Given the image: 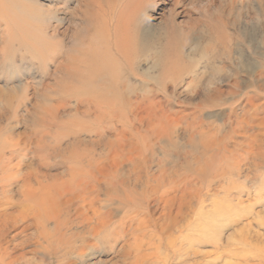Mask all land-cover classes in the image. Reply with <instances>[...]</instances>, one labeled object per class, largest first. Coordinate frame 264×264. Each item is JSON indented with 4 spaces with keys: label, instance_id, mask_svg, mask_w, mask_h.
Instances as JSON below:
<instances>
[{
    "label": "rangeland",
    "instance_id": "obj_1",
    "mask_svg": "<svg viewBox=\"0 0 264 264\" xmlns=\"http://www.w3.org/2000/svg\"><path fill=\"white\" fill-rule=\"evenodd\" d=\"M9 1L0 264H133L151 238L189 252L172 264H264V0ZM84 77L144 99L96 118Z\"/></svg>",
    "mask_w": 264,
    "mask_h": 264
},
{
    "label": "bare ground",
    "instance_id": "obj_2",
    "mask_svg": "<svg viewBox=\"0 0 264 264\" xmlns=\"http://www.w3.org/2000/svg\"><path fill=\"white\" fill-rule=\"evenodd\" d=\"M12 4L13 3H11V1H9V0H0V13L2 14V15H4V16H6L7 18H9L10 19V9H11V7H12ZM3 16V17H4ZM8 19V20H9ZM14 20V19H13ZM13 22V21H12ZM22 25H25V24H23L22 22L20 23V21H18L17 23H16V26L15 27H17V29L18 28H20ZM14 27V28H15ZM109 29V28H108ZM118 29H119V27H117V32H118ZM8 30V29H7ZM14 31V30H13ZM18 31V30H17ZM20 31V30H19ZM25 31V30H24ZM111 31V30H110ZM116 31V30H115ZM10 32V31H9ZM8 33V31H6V34ZM111 33V32H110ZM22 34V33H21ZM8 35V34H7ZM10 35V34H9ZM12 35V34H11ZM10 35V36H11ZM23 35V34H22ZM111 35V34H110ZM24 36V35H23ZM32 36V35H31ZM55 36V35H54ZM116 36H117V43H118V45L120 46V48H123V49H125V48H127L128 46H129V36L128 35H126V34H124L123 36H120L119 34H116ZM26 38V37H25ZM111 38V37H110ZM56 39V38H55ZM112 40V39H111ZM110 40V41H111ZM55 41V40H54ZM106 42V41H105ZM32 43V42H31ZM42 43V42H41ZM34 44V43H33ZM35 44H37V43H35ZM44 44V43H43ZM32 45V44H31ZM34 46V45H33ZM38 46H39V42H38ZM43 46V45H42ZM51 46V45H50ZM49 46V44H48V47H50ZM37 47V46H36ZM57 47H58V45H57ZM39 48V47H38ZM42 48V47H41ZM43 48H44V46H43ZM37 49V48H36ZM58 49V48H57ZM39 51V50H38ZM40 51H41V49H40ZM46 51V50H45ZM55 51H57V50H55ZM44 52V51H43ZM112 52V51H111ZM116 54V53H115ZM120 56V55H119ZM115 57V56H114ZM116 58V57H115ZM119 59L121 58V57H118ZM127 60V59H126ZM125 60V61H126ZM117 61V60H116ZM133 61V60H132ZM113 62H114V60H113ZM128 62V61H127ZM107 63V62H106ZM104 64V63H103ZM115 64H117V63H115ZM108 65V64H107ZM111 65H112V63H111ZM114 65V64H113ZM127 65V64H126ZM129 65H131V64H129ZM79 66V65H78ZM99 66H101L100 64H99ZM103 66V65H102ZM115 67V66H114ZM117 67V66H116ZM124 67V66H123ZM107 68H109V67H107ZM106 68V69H107ZM129 68V67H128ZM76 69H77V67H76ZM105 69V68H104ZM125 69V68H124ZM130 69V68H129ZM133 69V68H132ZM126 70V69H125ZM74 71L77 73V74H79L78 73V71H76L75 69H74ZM93 72V71H92ZM91 72V73H92ZM97 72V71H96ZM99 72H101V70L99 71ZM106 73H107V71H106ZM113 73V72H112ZM117 73V72H116ZM119 73H122V72H119ZM96 74V73H95ZM80 75V74H79ZM97 75V74H96ZM105 75V74H104ZM114 75V74H113ZM98 76V75H97ZM106 77H107V75H105ZM104 76V77H105ZM109 76V75H108ZM87 77V76H86ZM90 77H92V76H90ZM112 77V76H111ZM119 77V76H118ZM85 78V77H84ZM103 78V77H102ZM118 79V78H117ZM107 80V79H106ZM114 80V79H113ZM113 80H110V82H108V83H106L105 81L104 82H102V80H100V81H97V79H92V78H85L84 79V81H82V82H84V84H82V85H84V88H86L85 89V91H83V93L82 94H80L79 96H84V97H86L88 100H89V98L90 99H92L93 100V102H94V104H95V109H96V111L98 112V116H96V118L97 117H99V115L101 116V114H103L102 113V111H105V108H113V101L117 98V100H116V102L119 100V99H121V100H123V103L124 104H126V105H129V104H136L137 106L139 105V104H141V102L143 101V99H144V97H138L133 91H130L128 88H127V86L125 85V83H121V85H118V84H116V82H115V80H114V82L115 83H113ZM122 80V79H121ZM81 82V81H80ZM118 83H119V80H118ZM80 85V84H79ZM119 87H121V89L120 90H118V88ZM83 88V87H82ZM147 95V94H146ZM81 98V97H80ZM147 98V97H146ZM145 101V100H144ZM115 103V102H114ZM120 106V105H119ZM130 106V105H129ZM140 106V105H139ZM121 107V106H120ZM128 107V106H127ZM129 109V108H128ZM131 109V108H130ZM134 110V109H133ZM109 111V110H108ZM120 111V110H119ZM107 112V111H106ZM127 113H128V111H127ZM112 114V113H111ZM110 114V115H111ZM120 114H121V112H120ZM125 114V113H124ZM106 115V114H105ZM114 115V114H113ZM77 156V155H76ZM21 161V160H20ZM20 163V162H19ZM29 176L30 177H32L33 179H37V175H36V172H35V170L33 169V168H29ZM78 172V171H77ZM26 176V175H25ZM164 176V175H163ZM73 177V176H72ZM166 177V176H165ZM10 178V177H9ZM26 178V177H25ZM165 179V178H164ZM32 180V179H31ZM157 180V179H156ZM25 181V180H24ZM23 181V182H24ZM37 181H39V180H37ZM167 181V180H166ZM31 182V181H30ZM29 182V183H30ZM73 182V181H72ZM162 182H163V180H162ZM164 183V182H163ZM24 184V183H23ZM26 184V183H25ZM24 184V185H25ZM158 184V183H157ZM165 184V183H164ZM23 185V186H24ZM174 185V184H173ZM22 186V187H23ZM28 186V185H27ZM40 187V186H39ZM24 188V187H23ZM155 189H156V187H155ZM173 189H175V188H173ZM32 191V190H31ZM155 191V190H154ZM151 192V191H150ZM153 192V191H152ZM168 192H169V190H168ZM154 194V193H153ZM192 194H193V192H192ZM198 194V193H197ZM202 194V193H201ZM152 195V194H151ZM167 195V194H166ZM165 195V196H166ZM203 195V194H202ZM9 196V195H8ZM32 196V194L29 196V197H31ZM40 196V195H39ZM164 196V195H163ZM188 196V198H189V202H190V199H192V196H193V198H195V195H185V196H183L184 197V199H185V197H187ZM27 197H28V195H27ZM41 197V196H40ZM175 197V196H174ZM173 197V198H174ZM151 198V197H150ZM155 197H153V199H154ZM165 198V197H164ZM173 198H171L172 200H173ZM178 198V197H177ZM23 199H24V197H23ZM179 199H180V204H178V208H177V206H176V208L179 210L178 212H180V211H183L182 209H183V203H187L186 201H184V200H182L181 199V197H179ZM179 199L177 200V201H179ZM187 199V198H186ZM196 199V198H195ZM2 200V199H1ZM7 200H9V199H7ZM26 200V199H25ZM43 200V199H42ZM136 200H137V198H136ZM157 200H158V198H157ZM169 200V199H168ZM171 200V201H172ZM203 200V199H202ZM130 201V200H129ZM165 201V200H164ZM163 201V202H164ZM175 201H176V199H175ZM197 201V200H196ZM162 202V203H163ZM165 202H167V201H165ZM189 202L187 203V204H189ZM170 203V202H169ZM171 203H173V202H171ZM166 204V203H165ZM163 205V204H162ZM167 205H169V204H167ZM177 205V204H176ZM26 206V205H25ZM172 206H173V204H172ZM171 206V207H172ZM175 206V205H174ZM186 206V205H185ZM191 206V205H190ZM20 207V206H19ZM26 207H28V206H26ZM161 207V206H160ZM163 207V206H162ZM167 207V206H166ZM166 207H164V208H166ZM201 207V206H200ZM28 208H31V206L29 205V207ZM191 208V207H190ZM222 208V207H221ZM32 209V208H31ZM161 209V208H160ZM176 209V210H177ZM163 210V209H162ZM185 210V209H184ZM190 210V209H189ZM136 211V210H135ZM169 211V210H168ZM172 211V210H171ZM27 212V211H26ZM34 212V211H33ZM92 212V211H91ZM163 212V211H162ZM93 213V212H92ZM167 212L165 211V214H166ZM174 213H175V211H174ZM186 213V212H185ZM24 214V213H23ZM31 214L32 215H34L32 212H31ZM96 214V213H95ZM94 214V215H95ZM162 214V213H161ZM167 214H169V212L167 213ZM31 215V216H32ZM170 215H171V213H170ZM176 214H174V215H172V216H175ZM186 215H187V213H186ZM29 216V215H28ZM30 216V217H31ZM163 216V215H162ZM165 216H167V215H165ZM92 217L93 216H91V221H92ZM96 217V216H95ZM17 218V217H16ZM22 218V217H21ZM24 218H25V215H24ZM18 219V218H17ZM95 219V218H94ZM93 219V220H94ZM170 219H172V218H170ZM213 219V218H212ZM96 220V219H95ZM94 220V221H95ZM184 220H185V218H184ZM189 220V219H188ZM194 220V219H193ZM14 221V220H13ZM191 221V220H190ZM194 222H196V221H194ZM92 223V222H91ZM95 223H96V221H95ZM94 222H93V224H95ZM102 223V222H101ZM93 224H92V226H93ZM163 225H165V224H163ZM209 225H211V224H207L206 226H204L203 225V227L205 228V229H209L210 227H209ZM90 227V228H93V233H95L96 232V230H97V228L96 227ZM180 226H182L183 227V225H180ZM14 227V226H13ZM163 227V226H162ZM7 228V227H6ZM146 228V227H145ZM176 228V227H175ZM180 228V227H179ZM26 229V228H25ZM182 228H180V230H181ZM183 229H185V228H183ZM182 229V230H183ZM199 230V229H198ZM187 231V230H186ZM190 231H193L192 229L190 230ZM178 232V231H177ZM91 233V232H90ZM96 234V233H95ZM177 234V233H176ZM61 235V234H60ZM156 236V235H155ZM155 238V237H154ZM157 238V237H156ZM190 239V238H189ZM193 238H191V240H192ZM158 240V242H156V243H154V241L152 240V238L151 239H149V241H146V242H144L142 239L141 240H139L137 243L139 244V246H138V248H137V250H136V255L134 256L135 258L133 259L134 260V262H133V264H147L148 263V260L147 259H150V258H153L154 260H155V262H156V264L158 263V264H172V261H176V260H180V259H182V258H184L183 256H184V254L185 255H187V256H189L188 254H189V252H187V251H185V253H182L181 252V250L180 249H177V247H175V248H173L174 247V243H172V241L171 240H167L166 242H164V241H162L163 239H161V238H158L157 239ZM165 240V239H164ZM178 240V239H177ZM191 240H189V241H191ZM186 244V243H185ZM188 245V244H187ZM185 247V246H184ZM162 249L163 250H165L164 252L162 251ZM184 250H185V248H183ZM183 249H182V251H183ZM146 251H148V253H146ZM162 251V252H161ZM168 252L171 254V255H168ZM184 252V251H183ZM4 253V252H3ZM8 253V252H7ZM187 253V254H186ZM194 255V254H193ZM257 257V256H256ZM152 261V260H151ZM190 261H194L193 259L192 260H190ZM8 262V261H7ZM188 262V261H187ZM6 263V262H5ZM8 264H10V263H8ZM189 264V263H188Z\"/></svg>",
    "mask_w": 264,
    "mask_h": 264
}]
</instances>
